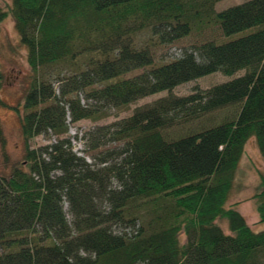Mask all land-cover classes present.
<instances>
[{"label": "trees", "instance_id": "trees-1", "mask_svg": "<svg viewBox=\"0 0 264 264\" xmlns=\"http://www.w3.org/2000/svg\"><path fill=\"white\" fill-rule=\"evenodd\" d=\"M219 1L12 0L0 8L30 72L21 108L13 107L22 158L0 174V264H264V231L252 230L238 203L226 207L249 138L264 161V0L216 11ZM210 26L241 36L160 65L154 43L137 42L149 31L170 44ZM217 72L228 80L172 93ZM162 92L86 133L93 151L114 144L101 168L73 151L68 119L95 123ZM228 108L217 124L166 133ZM38 136L53 140L32 147ZM261 187L253 199L264 224V177Z\"/></svg>", "mask_w": 264, "mask_h": 264}, {"label": "rangeland", "instance_id": "rangeland-1", "mask_svg": "<svg viewBox=\"0 0 264 264\" xmlns=\"http://www.w3.org/2000/svg\"><path fill=\"white\" fill-rule=\"evenodd\" d=\"M12 0H0V8L5 9V5L11 4ZM246 0H222L216 6V11H222L228 7L235 6ZM240 33L230 37L222 35L218 27L210 26L204 31L193 33L187 37L176 40L170 44H161L157 37L152 36L149 31L139 34L137 42L144 44L149 39L154 43L151 47L154 65L166 63L174 58H178L183 51L190 49L206 41H215L224 43L229 40L238 38ZM143 70H135L125 75L130 78ZM0 100L4 105H0V128L3 138V144L0 141V174H7L11 166L21 160L23 154V141L19 128V113L14 110L16 107L21 108L22 97L25 93L29 82V67L26 62L25 48L21 46L19 37L14 28L10 15H8L0 24ZM242 73H238L240 75ZM56 71L52 70L50 77L54 81ZM232 78V77H231ZM228 80V77L217 72L197 80L182 84L176 87L172 93L178 96H186L191 93L203 91L210 86ZM55 83V88H57ZM167 93L162 92L152 96L140 99L128 107L109 109V116L98 122L88 120L71 124L69 126V136L71 139L73 151L87 162L94 165L93 168H101L99 156L106 150L114 147V144H107L93 151L88 146V136L86 133L98 126H105L115 121L128 117L135 108L147 106L156 99L165 96ZM14 107V108H13ZM231 109H222L206 114L197 120H193L185 125H177L166 131L171 136L183 135L188 131H195L207 126L220 122L226 116L231 115ZM53 139L48 140L44 136H38L31 141L32 147L50 143ZM264 177V161L257 148L255 138L251 137L244 146L243 154L234 174L232 188L226 207L238 203L236 209L245 218L248 225L255 232L264 231V224H259V218L256 211V203L253 196L258 193L261 187V178ZM65 211L68 210L64 206ZM70 219V215L67 214Z\"/></svg>", "mask_w": 264, "mask_h": 264}]
</instances>
